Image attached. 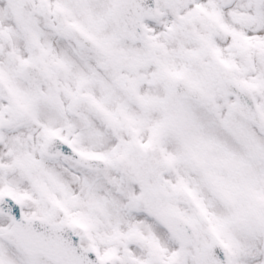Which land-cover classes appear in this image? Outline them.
I'll return each instance as SVG.
<instances>
[{
    "label": "rangeland",
    "instance_id": "374dc122",
    "mask_svg": "<svg viewBox=\"0 0 264 264\" xmlns=\"http://www.w3.org/2000/svg\"><path fill=\"white\" fill-rule=\"evenodd\" d=\"M18 1L0 0V77L13 88L12 97L0 92V191L37 198L25 207L27 217L84 222V244L114 264H196L193 248L163 227L162 211L195 226L199 249L220 241L231 264H264V130L238 116L235 98L216 85L220 77L244 82L264 107V33L241 26L257 0H158L159 17L145 22L141 41L116 33V0H33L26 31L15 16ZM71 25L90 34L99 51L77 46L64 33ZM108 57L115 69L102 71ZM36 60L52 74L40 87L37 140L26 141L21 158L4 159L6 135L17 125L36 136L35 90L15 73ZM176 78L203 88L205 99L172 97ZM80 83L85 88L77 92ZM77 94L88 107L72 115L67 106ZM19 102L22 117L5 125ZM50 134L101 156L107 168L45 155ZM4 219L0 264H58L17 249Z\"/></svg>",
    "mask_w": 264,
    "mask_h": 264
},
{
    "label": "water",
    "instance_id": "95a60500",
    "mask_svg": "<svg viewBox=\"0 0 264 264\" xmlns=\"http://www.w3.org/2000/svg\"><path fill=\"white\" fill-rule=\"evenodd\" d=\"M31 5L22 0L17 10L18 17L24 22H29ZM156 0H121L114 8V17L122 36H132L141 39L143 36L142 21L146 17L157 16ZM76 40L81 44L93 46L90 39H83L75 33ZM219 90L225 94H235L238 103L234 109L242 116L264 127V119L258 112L253 97L247 93L245 87L238 86L234 81L223 78L218 81ZM173 95L191 96L201 100L203 92L195 87L183 83H176L171 89ZM59 148L61 153L81 164L89 167L103 168V162L80 156L71 148L64 145L60 139L52 138L47 143V152L55 154ZM6 195L0 196V212L8 213L14 220L13 234L21 242L23 248L30 252H40L48 258L60 261L64 264H110L100 261L97 255L90 249H85L79 238L73 234L65 224H50L47 220L24 219L18 207H7ZM161 220L164 226L181 242L191 244L197 254V264H231L226 255L225 247L219 242L204 245L199 251L197 248L198 236L194 227L181 216L162 212ZM151 264H181L179 262H164L155 260Z\"/></svg>",
    "mask_w": 264,
    "mask_h": 264
},
{
    "label": "flooded vegetation",
    "instance_id": "af4514ba",
    "mask_svg": "<svg viewBox=\"0 0 264 264\" xmlns=\"http://www.w3.org/2000/svg\"><path fill=\"white\" fill-rule=\"evenodd\" d=\"M262 5V6H260ZM256 7V6H255ZM263 8L264 9V3L258 4L257 5V9ZM263 13H261L262 15ZM37 63V62H36ZM35 82L33 84V87L35 89V114H36V125H35V133L36 136H32L30 133H26V135H24L22 132H24L23 129H21V126H16L13 130L12 133L7 134L6 135V142L4 143V145H8L6 151H5V155H4V159H13V158H21L23 154H25V147L24 145L27 143L26 141H32L33 139L36 141L37 140V87L40 86V82H37V75H35ZM17 105L15 109H12V111L14 110V115H13V122L16 123V121H18V119L20 118V114L19 111L17 109ZM16 110V111H15ZM15 125V124H14ZM11 135V137H10ZM10 137V139H9ZM25 140V141H24ZM26 195H24V193L19 192L18 194V199L19 201L23 204V206H27L28 203L31 204V199H36L35 197H25ZM5 217L6 219H4V223H6V225L10 226L12 224L10 218L6 215H0ZM18 248H20L18 246Z\"/></svg>",
    "mask_w": 264,
    "mask_h": 264
},
{
    "label": "bare ground",
    "instance_id": "6f19581e",
    "mask_svg": "<svg viewBox=\"0 0 264 264\" xmlns=\"http://www.w3.org/2000/svg\"><path fill=\"white\" fill-rule=\"evenodd\" d=\"M204 1H208V0H204ZM210 1V0H209ZM210 10H212V9H210Z\"/></svg>",
    "mask_w": 264,
    "mask_h": 264
}]
</instances>
